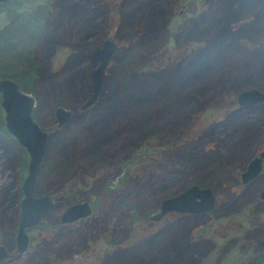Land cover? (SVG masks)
<instances>
[{
  "label": "rangeland",
  "instance_id": "obj_1",
  "mask_svg": "<svg viewBox=\"0 0 264 264\" xmlns=\"http://www.w3.org/2000/svg\"><path fill=\"white\" fill-rule=\"evenodd\" d=\"M145 1H53L52 33L38 38L50 50L39 65L35 107L48 126L55 108L71 112L61 126L54 120V129H44L45 154L67 159L68 168L56 178L41 175L36 194L55 198L56 205L32 229L30 249L5 264H264V199H258L264 165L250 182L240 178L264 149V101L246 108L235 101L246 89L264 94V0ZM73 10L81 14L72 18ZM86 20L96 27L90 37L81 36ZM105 39L115 50L97 99L81 109L97 64L90 53ZM128 48L134 55L122 67ZM75 69L83 80L66 86ZM59 100L65 105L52 108ZM149 127L154 133L140 144ZM101 131L108 134L102 142ZM0 151L3 244L19 207L18 157L14 147ZM195 181L213 191L215 206L207 213L151 221L118 208L135 201L149 217L163 198ZM86 199L92 209L86 219L60 222L66 206ZM170 223L178 227L158 242L156 232Z\"/></svg>",
  "mask_w": 264,
  "mask_h": 264
},
{
  "label": "water",
  "instance_id": "obj_2",
  "mask_svg": "<svg viewBox=\"0 0 264 264\" xmlns=\"http://www.w3.org/2000/svg\"><path fill=\"white\" fill-rule=\"evenodd\" d=\"M6 1L8 0H0V4ZM100 47L94 48L90 53V58L96 61L97 64L90 75L92 94L82 104L81 109L92 105L97 99L96 96L100 89L105 65L116 46L110 39H105ZM235 101H237L238 107L246 108L257 104L259 101H264V94L258 89H246L236 95ZM35 103L31 94L21 91L18 84H15L12 79L0 78V104L5 114V127L28 155L27 171L20 184L22 197L19 203L20 215L14 240L15 250L19 254H22L28 248L27 230L41 221L47 213L53 210L54 206V201L49 195L39 196L35 191L49 137V133L33 119L32 110ZM70 116L71 112L69 110L62 107L55 108L54 120L57 121L58 126L67 122ZM262 160H264V151H261L259 156L249 160L245 170L240 174L243 183L250 182L260 174L263 168ZM259 198L264 199V187L259 193ZM214 206L213 191L207 186L202 187L195 183L185 187L183 191L174 194V196L163 198L159 202L158 210L151 214L149 219L159 221L164 218L165 214L170 212L204 214L212 210ZM90 212L91 208L87 201L77 202L65 207L60 219L62 223H70L75 221L76 218L87 216ZM8 252L7 247L0 244V264H3V260L9 256Z\"/></svg>",
  "mask_w": 264,
  "mask_h": 264
},
{
  "label": "trees",
  "instance_id": "obj_3",
  "mask_svg": "<svg viewBox=\"0 0 264 264\" xmlns=\"http://www.w3.org/2000/svg\"><path fill=\"white\" fill-rule=\"evenodd\" d=\"M53 1L54 0H9L7 3L3 4L0 7V14H1V19H2L0 21L1 23L0 25V78H6V77L10 78L15 82V84H18L19 89L21 91L27 94L30 93L34 95V99L37 105L40 103L39 95H38V92H39L38 81H39V73H40L39 65H40V62L42 61L41 59L44 58L45 54L48 53L50 50L49 49L50 47L47 48L48 43L45 39L46 37H48L49 34L52 33V32H49L48 28L50 25L49 23L50 16L52 17V12H53V5H52ZM146 1L150 2L152 0H146ZM149 2H146V3L150 4ZM81 11L86 12L87 9L81 10ZM69 14L73 18V16H76L77 14L80 15L81 13L79 14L77 10H73ZM153 15L155 16V14ZM90 24H92L91 20H88V22L86 20L85 27L86 26L88 27H86L85 32H83L81 36L90 37V35H92V30L95 29L96 27L93 28V26L91 27ZM80 34L81 32L79 33V35ZM33 35H35V37ZM20 36L25 37V39L27 40L24 43L21 42V40L24 41V39L21 38ZM39 36L45 39L43 41H40V39H38ZM48 41L52 45L56 43V37L49 38ZM132 50L133 48H128L125 58L120 62L122 67H126L128 60L134 55ZM73 78H76V79L78 78V79L83 80L82 70H79V69L73 70L72 74H70L68 78L66 79L65 85L70 86V83L73 80ZM44 90L45 88L43 89V91ZM121 94H125V93H121ZM37 105L32 110L33 119L37 123H39L43 129L50 132L51 129H54L55 127V126H52V124L55 123L53 120V117H50V121H51L50 126L46 124L42 125L41 121H39V119L37 118L38 113H39V110L37 111V107H38ZM60 105L62 106L65 105L62 100H59V102L56 101L51 107L54 108ZM4 115L5 114L0 104V150L1 148L2 150H5V149L7 150V149H11V147H14L16 156L18 157L17 164H16V167L18 168V171L16 174L18 190H16L15 193H16V200L18 201L17 204H19L21 200L20 198L22 197V191L20 188V184L22 180L24 179V176L27 171L28 155L26 154L25 149L15 141L14 137L11 134L8 133L5 127V123H4ZM135 123L138 124L141 122L137 120L135 121ZM154 129L155 128L149 127L148 131L147 129L142 130L140 138H139L140 144L142 143L141 141H144L146 139V137L154 133ZM100 130H103V129L100 128ZM103 131H101L102 138L97 137L99 139L98 141L102 142L104 138H107L105 137V135H108V134H106V132H103ZM61 143L62 142H56L55 147L60 148L62 146ZM46 155H47V152L41 164L42 166H41L40 173L38 174L39 176L38 181L40 180L41 175L44 172L48 171L49 174L54 175L56 178V176L62 173L64 169L68 168L67 159L63 157L61 158V156H57V154H54V153H52L51 155L48 154L47 159H46L45 158ZM10 158L11 156L7 154V159H10ZM195 183L198 185H201L200 182L197 183L195 181ZM122 207H124L127 211H130V213H132L133 216H135V219H139V220L148 218L147 214L150 213L149 209L148 210L147 209L138 210V206L136 205L135 201L128 202L125 204L119 203L118 208H122ZM19 215H20V210H19V207H17L16 213L12 219L10 231H8L9 233L8 241L3 243V244H6L7 246L12 245L11 243L13 241L15 228L19 222L18 221ZM175 227H178V225L176 224L174 225L172 223L166 224L164 228H161L156 232L155 238L158 239V242H160L161 240L162 241L165 240L167 238V235H170L168 233H171L173 230H175ZM183 230L185 231V228ZM155 238L152 239V243L156 242ZM183 239L186 242L187 236H183ZM180 244L182 247L184 243H180Z\"/></svg>",
  "mask_w": 264,
  "mask_h": 264
},
{
  "label": "flooded vegetation",
  "instance_id": "obj_4",
  "mask_svg": "<svg viewBox=\"0 0 264 264\" xmlns=\"http://www.w3.org/2000/svg\"><path fill=\"white\" fill-rule=\"evenodd\" d=\"M9 1V0H8ZM8 1H6L5 3H7ZM5 3H3V4H5ZM3 4H0V7L3 5ZM261 151H264V149L263 148H261L253 157H255V156H259V153L261 152ZM264 165V160H262V166ZM241 174V173H240ZM36 191V190H35ZM74 191V190H73ZM75 192H77V189H75V191L73 192V193H70V192H65L66 193V196L65 197H67V196H73L74 194H75ZM51 198V197H50ZM258 199H260V198H258ZM52 200L54 201V206H53V208L55 207V205H56V200H55V198H52ZM260 200H262V199H260ZM88 202V204H89V207H90V201L88 200V199H86V200H83V201H78V202ZM75 203H77V202H75ZM74 203V204H75ZM70 205H72V204H70ZM69 206V205H68ZM67 207V206H66ZM91 208V207H90ZM158 210V209H157ZM156 210V211H157ZM209 211H211V210H209ZM155 212V211H154ZM153 212V213H154ZM92 213V209H91V212H90V214ZM170 213H177V212H170ZM62 214V213H61ZM61 214H60V216H61ZM90 214H88L87 216H85V217H79V218H76V220L75 221H73V222H65V223H62L61 222V220H60V222L62 223V224H73V223H76V221H79V220H84V219H86ZM168 214V213H167ZM151 215V214H150ZM150 215H149V217H150ZM60 216H59V219H60ZM166 216V215H165ZM164 216V217H165ZM148 217V218H149ZM162 219H164V218H162ZM161 219V220H162ZM150 220V219H149ZM43 223V218L41 219V221H39L37 224H35V225H33L31 228H29L28 230H27V232H28V243H29V245H28V248L24 251V252H22V254L23 253H25L26 251H28L29 249H30V247H31V240H32V238H31V236H30V233H31V231H32V229L33 228H36L37 226H39L40 224H42ZM16 228H17V226H16ZM16 228H15V230H16ZM15 235H16V233L14 232V237H13V241H12V245L11 246H7L6 244H5V246L7 247V249L9 250V256L6 258V259H4L3 260V264H5L8 260H11L12 259V257H14V256H16V255H22V254H19V253H17L16 252V250H15V247H16V244H14L15 242H14V240H15ZM14 254V255H13ZM186 261V260H185ZM35 264V263H34ZM48 264H51V263H48Z\"/></svg>",
  "mask_w": 264,
  "mask_h": 264
}]
</instances>
